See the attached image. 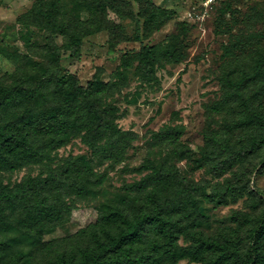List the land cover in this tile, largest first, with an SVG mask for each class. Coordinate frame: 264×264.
<instances>
[{"label": "rangeland", "instance_id": "obj_1", "mask_svg": "<svg viewBox=\"0 0 264 264\" xmlns=\"http://www.w3.org/2000/svg\"><path fill=\"white\" fill-rule=\"evenodd\" d=\"M45 1L48 11L57 0ZM125 1L135 10L139 8L136 0ZM152 1L174 10L175 17L150 37L111 48L110 34L104 30L86 37L80 51L74 53L66 47L67 37L58 31H48L35 22L22 24L21 18L35 0H0V51L24 59L25 65V60L43 64L46 58L41 48L49 36L60 47L65 74L76 75L85 86L95 76L110 83L104 105L115 108V123L127 134L119 145L124 148L121 155L112 156L107 151L105 142L111 133L105 136L99 152L82 137H75L35 163L15 172L0 171V185L8 187L26 184L31 178H46L50 171L66 165L89 172L90 181L84 176L79 180L86 190L68 187L76 181L72 170L60 186L40 191L39 205L53 206L55 211L36 228L25 226L30 222L26 212L4 206L7 211L0 214V237L22 239L27 237L25 232H42L43 243L49 245L48 252H39L27 264H51L68 246L64 241L88 229L114 207L128 213L143 208L160 210L154 204L147 206L154 198L165 207L166 215L179 218L168 232L176 238L172 249L180 257L176 262L170 259V242L159 235L161 258L156 261L243 264L250 230L264 214V203L259 199L264 194V164L261 156L252 154L245 145L250 130L235 125L243 111L226 79L237 78L245 65L249 68L255 58L264 57V0H215L208 6L205 0ZM61 4L67 17H90V12L72 0H61ZM108 15L121 22L112 10ZM124 22L129 31L136 29L131 21ZM178 34L181 38L176 42L172 37ZM252 34L262 37L254 40ZM170 41L180 46L181 60L159 55L151 79L143 80L138 54L141 46L165 47ZM10 57L0 52V76L16 69ZM126 57L130 65L121 68L119 77L118 68ZM261 88L264 79L249 81L245 92L251 96ZM166 128H172L171 132L164 133ZM238 151L246 154L239 157ZM230 185L232 190L227 188ZM160 229L158 223L146 232ZM201 237L231 240L235 247L230 259L224 262L218 252L200 249ZM152 238H157L156 234ZM25 251L30 255L34 248L25 247Z\"/></svg>", "mask_w": 264, "mask_h": 264}, {"label": "trees", "instance_id": "obj_2", "mask_svg": "<svg viewBox=\"0 0 264 264\" xmlns=\"http://www.w3.org/2000/svg\"><path fill=\"white\" fill-rule=\"evenodd\" d=\"M136 1L139 5L137 10L131 2L125 0H72L81 10L90 12V17L83 20L79 14L67 17L61 0L54 1L48 11L45 0H35L33 8L21 21L25 26L35 22L48 31L56 30L65 35L66 47L74 53L80 51L86 37L104 30L110 34L111 48H117L122 42L142 41L143 38L150 37L175 17L174 10L160 7L152 0ZM108 10H112L121 22L111 20ZM126 20L135 24L134 31L127 29L124 22ZM182 25L186 29V25ZM260 37L252 34L254 40ZM172 38L178 42L181 36L178 34ZM45 39L46 43L41 48L46 58L43 64L25 60L28 64L25 65L24 59L11 58L7 51H0L16 64L13 72L0 76L2 172H15L23 166L35 163L48 155V151L67 144L75 137H82L86 145L99 152L105 136L111 133L110 140L105 142L108 144L107 151L112 156L121 155L124 151L119 145L127 134L115 123V108L104 105V94L110 88V83L95 76L85 86L76 75L65 74L60 47L49 36ZM179 49L180 46L171 41L165 47L143 44L138 52L141 78L146 81L151 79L152 67L159 55L180 61L182 52ZM226 52L233 53L231 50ZM129 65L130 58H124L117 75L121 77V68ZM261 79H264V57L255 58L249 68L245 65L242 73L237 78H227L226 84L235 98L239 99V108L243 111L235 125L250 130L245 145L252 154L260 155L261 163L264 164V88L251 96H247L245 92L247 82ZM171 130L172 128H166L164 133H170ZM244 154L246 153L243 151L237 152L239 157ZM72 170V166L66 165L50 171L46 178H31L26 184L11 187L0 185V214L4 215L7 211L5 205H11L15 210L17 207L19 211L27 214L30 221L25 225L27 228L38 227L55 211L53 206L48 207L41 203L39 205L37 201L40 191H52L53 186H60L64 177ZM73 172L76 181L69 183L68 187L78 191L86 190L85 184H81L79 180L84 176L90 181L89 172L84 173L79 167ZM227 188L232 190L233 187L230 185ZM259 199L264 203V194ZM33 200L38 205L35 206ZM151 200L153 202L148 201L147 206L154 204L160 210L154 209L152 212L143 208L139 212L128 213L120 206L112 208L108 215L102 216L88 229H83L76 236L64 241L68 246H65L51 264H163V260L156 261V258H161L158 255L161 253L159 235L169 240V257L176 262L180 257L172 249L176 238L168 231L179 223V218L166 215L165 207L158 202V198ZM255 207H258V203ZM158 223L161 225L160 232H146L147 227ZM41 234L42 232H25L26 238L11 240L0 237V264H27L28 259L37 256L39 252H48L49 245L43 243ZM153 234L157 238H152ZM199 241L200 249L218 252L224 262L230 259L235 247L231 240L222 242L201 237ZM25 247H33L32 254H27ZM243 264H264V214L255 220L250 230Z\"/></svg>", "mask_w": 264, "mask_h": 264}, {"label": "built area", "instance_id": "obj_3", "mask_svg": "<svg viewBox=\"0 0 264 264\" xmlns=\"http://www.w3.org/2000/svg\"><path fill=\"white\" fill-rule=\"evenodd\" d=\"M214 1L215 0H205L204 4L208 6V5H211Z\"/></svg>", "mask_w": 264, "mask_h": 264}]
</instances>
